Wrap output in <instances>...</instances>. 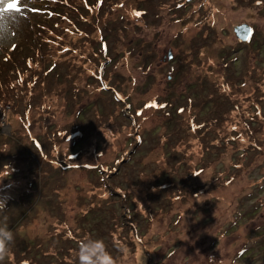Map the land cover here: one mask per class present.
Segmentation results:
<instances>
[{"label": "rangeland", "instance_id": "374dc122", "mask_svg": "<svg viewBox=\"0 0 264 264\" xmlns=\"http://www.w3.org/2000/svg\"><path fill=\"white\" fill-rule=\"evenodd\" d=\"M34 2L0 18L2 264L94 240L115 264H264V0L78 1L72 53L47 52ZM230 125L259 144L222 153Z\"/></svg>", "mask_w": 264, "mask_h": 264}, {"label": "trees", "instance_id": "16d2710c", "mask_svg": "<svg viewBox=\"0 0 264 264\" xmlns=\"http://www.w3.org/2000/svg\"><path fill=\"white\" fill-rule=\"evenodd\" d=\"M27 1H28V3H31V0H27ZM40 1H43L44 6H43V8L39 9V8H36V3L37 2L39 3ZM70 1L68 4H66L70 8H67L66 6H62L63 4H61V3H64V1H62V2L58 1L57 2V0H36V2H34L31 5V7H35V8L32 9V10H34L32 13H28V14H30V17H32V18L40 19L35 25L40 29L39 33H41V38L43 39V41L46 42L47 52H49V53L51 50H53L55 48H58L61 53H63L64 51H67V50H69L70 53H72L73 52L72 46H67V47L64 46V44H67L66 37H70V36L72 37L73 35H77V34L81 35L82 34L81 31H79V30L77 31L74 28L75 24L69 18L71 17V13L74 10L73 6L75 5L78 7L79 4L77 2L78 1L83 2V0H70ZM57 3H59L60 5ZM92 12H93L92 8L86 9L85 16L83 17L85 22H89L88 15L90 16ZM102 17H103V15L99 19L94 21L95 22L94 24L96 25V27H95L96 31L99 28L97 26V22L100 21V19H102ZM56 30H60L62 32L60 34L56 35L55 34ZM55 51L58 52V50H55ZM12 79H13L11 81L12 83H14L16 81L19 82V80H20L19 77H13ZM12 83H11V85H12ZM12 88H13V92L17 93V91L14 90L15 87H13V85H12ZM20 94L23 95V90H21ZM253 113H255V116L256 115L259 116L258 111L253 112ZM181 129H182L181 134H183V132H187V130L184 129V127H182V126H181ZM220 129L225 131L221 135L218 132V130H220ZM214 130H215V134H216L215 139L224 140L226 143V147L223 148L222 153H226L228 149H232V148H234V146H236V147L239 146V148H237L235 151H238V150L243 151L244 149H247V148L253 150L254 147L259 144L257 141H255V139L251 133L252 130H250L249 132H245L244 128L240 129L236 125L235 126L230 125L229 127H225V128L223 126L222 127L217 126ZM203 133L204 132L199 133L198 137H200V135H203ZM219 135L222 139H218ZM217 140H215V141H217ZM200 143L202 144V142H200ZM193 145L195 146V144H193ZM192 147L193 146H190V149ZM206 150L207 149L205 148V151ZM219 153H221V152H219ZM219 156H220V154H219ZM204 159H207V157H205ZM211 161L212 160H209L207 162L206 161L203 162V165L202 166L200 165L199 168L205 167V169H208L209 163ZM62 162L65 163L66 167H73V165L70 164L71 162H68L65 159H62ZM184 162L187 165V170L188 171L191 170L192 167H191L190 162L188 160H185ZM236 164H233V165L235 166ZM167 166L169 169H173L175 167L173 165H167ZM2 196H0V200L3 199ZM4 197H6V196H4ZM68 254H70V252ZM68 254H66V255L68 256ZM110 256L112 257V254H110ZM77 257H78L77 261L76 262L73 261L71 263L79 264L80 263L79 256H77ZM118 257H119V255L115 256V258H118ZM71 259L74 260L73 257ZM112 259H114V258H112Z\"/></svg>", "mask_w": 264, "mask_h": 264}, {"label": "clouds", "instance_id": "9594fccd", "mask_svg": "<svg viewBox=\"0 0 264 264\" xmlns=\"http://www.w3.org/2000/svg\"><path fill=\"white\" fill-rule=\"evenodd\" d=\"M2 210L3 204H0V211ZM14 244L15 237L7 223L0 225V264L6 257L12 255ZM78 256L80 264H115L110 254L105 250L102 240L82 242Z\"/></svg>", "mask_w": 264, "mask_h": 264}, {"label": "snow or ice", "instance_id": "6c2138e0", "mask_svg": "<svg viewBox=\"0 0 264 264\" xmlns=\"http://www.w3.org/2000/svg\"><path fill=\"white\" fill-rule=\"evenodd\" d=\"M26 7V0H0V18L14 13L19 14L24 11Z\"/></svg>", "mask_w": 264, "mask_h": 264}, {"label": "water", "instance_id": "95a60500", "mask_svg": "<svg viewBox=\"0 0 264 264\" xmlns=\"http://www.w3.org/2000/svg\"><path fill=\"white\" fill-rule=\"evenodd\" d=\"M233 31L236 37L240 41L245 42L249 39V37L253 33V28L247 24H240V25L234 26ZM170 57H171V54L169 53V58Z\"/></svg>", "mask_w": 264, "mask_h": 264}]
</instances>
